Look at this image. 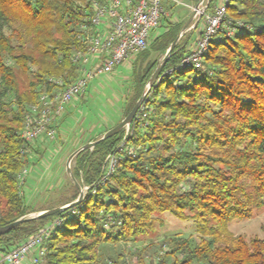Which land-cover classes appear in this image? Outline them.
Listing matches in <instances>:
<instances>
[{"label": "trees", "instance_id": "1", "mask_svg": "<svg viewBox=\"0 0 264 264\" xmlns=\"http://www.w3.org/2000/svg\"><path fill=\"white\" fill-rule=\"evenodd\" d=\"M207 1L206 13L220 2ZM226 8L228 20L248 28L232 37L219 32L199 69L181 65L193 49L190 40L198 27L187 32L129 131L73 160L74 176L88 188L84 201L0 236L4 252L61 220L45 243V264H120L122 255L103 261L102 246L126 244L131 249L156 232L160 216L170 213L197 223L200 243L164 237L130 250L136 264H264V238L246 239L228 229L233 220L250 218L254 209L264 207V0H227ZM91 13L92 0H0V227L69 204L79 195L65 172L67 187L56 190L60 196H46L44 204L34 206L37 177L30 179V173L41 164L47 168L46 153L58 147L56 139L45 136L26 143L21 130L30 104L79 76L73 52L81 45V24ZM184 23L174 13L161 19L148 48L126 66L132 77L115 99L112 118L104 117L101 131L87 143L130 113ZM171 69V75H164ZM58 78L62 85L54 82ZM88 88L68 104L69 112L85 103ZM67 110L54 125L60 147L68 128ZM110 156L117 164L101 184ZM24 169L28 173L22 183L18 176ZM148 249L153 250L149 256L144 254Z\"/></svg>", "mask_w": 264, "mask_h": 264}, {"label": "built area", "instance_id": "2", "mask_svg": "<svg viewBox=\"0 0 264 264\" xmlns=\"http://www.w3.org/2000/svg\"><path fill=\"white\" fill-rule=\"evenodd\" d=\"M166 1L179 3V0H92V13L80 27L81 45L73 52V63L80 67L79 76L64 89L44 93L37 102L30 104L21 138L26 143H33L44 136L55 140L57 132L54 125L63 116L68 104L83 95L94 79L111 75L117 67L148 48L152 31L162 18L171 14L165 7ZM226 6L227 0H224L212 12H204V30L192 51L183 58L182 66L201 68L204 54L211 40L219 32H226L227 36L232 37L239 29L248 28L244 22L228 20ZM172 72L173 69L164 75H171ZM54 82L63 84L62 78L55 79ZM21 152L23 154L24 149ZM116 164L117 158L110 156L101 184L106 182ZM27 173V169H24L19 174L22 183ZM60 223L61 220L54 221L4 252L3 262L45 264L48 253L45 243L54 226Z\"/></svg>", "mask_w": 264, "mask_h": 264}, {"label": "rangeland", "instance_id": "3", "mask_svg": "<svg viewBox=\"0 0 264 264\" xmlns=\"http://www.w3.org/2000/svg\"><path fill=\"white\" fill-rule=\"evenodd\" d=\"M188 4L189 0H179V3L166 1L165 7L170 12L171 10L168 8L173 6L174 14L184 21L185 25L187 21L185 16L190 11ZM194 10L193 8V13ZM196 40L197 33L192 35L190 46H192ZM163 57L164 56L161 57L160 61ZM128 64H130V62L125 63V65H120L116 68L115 73L109 76L103 75L94 79L89 85L85 103H78L77 107L71 109L70 112L66 109L69 112L67 116L68 128L65 134L62 133L64 139L62 147H60V140L56 137L55 142L58 148H55L53 145L44 157L47 168L45 165L41 164V166L30 173V179L37 177L33 185V188L36 189L34 206L39 207L44 204L43 200L46 196L56 198L58 195H56V190L63 185L64 190L67 187L65 167L66 161L70 156L69 153L72 151L74 152L76 146L87 143L91 136L101 131V122L104 117L112 118L110 115H112L114 110L113 104H115V99L117 97L120 98L122 92L128 88L130 84L132 71L126 67ZM114 117L115 115H113V119L115 120ZM105 120L106 119H104V122ZM54 150H56L57 153L54 154ZM48 189L52 190L49 191ZM59 196L60 195H58V197ZM263 225L264 207L254 209L250 218L233 220L229 224L228 229L235 236L243 235L246 239L254 237L264 238V233L262 231ZM155 228L156 232L151 233L147 237H142V239L136 243L137 246L134 245V247L131 245L133 246L131 249L128 247L130 245L126 244L103 245L101 259L110 262L122 255L120 264H136L137 259L130 254V250L134 251V249L147 247L149 244L157 242L158 239L160 240L164 237L173 236L188 238L191 244L195 246L200 243L201 237L203 236L199 231L197 223L178 220L170 213L160 216L159 220L155 223ZM152 253L153 250L148 249L144 254L149 256ZM3 254V248L0 247V264H6L2 261Z\"/></svg>", "mask_w": 264, "mask_h": 264}, {"label": "water", "instance_id": "4", "mask_svg": "<svg viewBox=\"0 0 264 264\" xmlns=\"http://www.w3.org/2000/svg\"><path fill=\"white\" fill-rule=\"evenodd\" d=\"M204 3H205V0H199L198 1V3L196 4L194 13L190 17V19L186 22V24L183 26L181 32L178 34L176 39L173 41V43L167 49L164 57L159 62L157 68L155 69L154 73L152 74L150 80L148 81L144 93L142 94L140 99L136 102V104L134 105V107L132 108L130 113L123 120H121L115 127H113L110 130L106 131L101 138H99L96 141L88 142V143L82 145L81 147L76 149L72 154H70V156L68 157V159L66 161V167H65L66 175L69 178V180L76 186V188L79 191V195H78L77 199L75 201L69 203V204L64 205V206H59V207H56V208H52V209L43 210V211H40V212H37V213H33V214H30L27 217L20 218V219H18L16 221L6 225V226L0 227V236L10 232L11 230L15 229L17 226H19L21 224H24V223H27V222H30V221H34V220H37V219H43V218H46V217L54 216V215H56V214H58L60 212H64V211H67L69 209H72V208L80 205L84 201L85 195H86V190L88 188L87 187H83L78 182L76 177L74 176V173H73V170H72L73 160L75 159V157L80 152H82L84 150H87V149H93L99 143H101L102 141H104L106 139L114 137L120 131H122V130H126L127 132L129 131L133 121L137 117V114H138L139 110L141 109V107L145 103V100H146L147 96L149 95V93L152 90L153 86L155 84H157L158 79L161 76L164 67L166 66V64L168 63L169 59L171 58L172 52L176 48L178 42L181 40V38L187 32H189L191 30H196V28L198 27L199 22H200V20H201V18L203 16L204 12L208 8V3H206V5H204ZM193 19H196V21H195L194 24H191Z\"/></svg>", "mask_w": 264, "mask_h": 264}, {"label": "crops", "instance_id": "5", "mask_svg": "<svg viewBox=\"0 0 264 264\" xmlns=\"http://www.w3.org/2000/svg\"><path fill=\"white\" fill-rule=\"evenodd\" d=\"M220 2H221V0H220ZM219 2V3H220ZM206 3H208V1L207 0H205V5H206ZM218 3V4H219ZM188 6H189V9H190V11H189V13L185 16L186 17V19H187V21L190 19V17L192 16V14H193V12H192V9L194 8L195 9V7H196V5H195V3H194V0H189V4H188ZM169 7V6H168ZM168 9H170L171 11V13L173 14L174 13V11H173V6H171L170 8H168ZM186 21V22H187ZM195 21H196V19H193V21L191 22V24H194L195 23ZM203 21H201L200 20V22H199V25H198V30L196 31V33H197V39H198V37L200 36V34H201V32H203V30H204V26H205V24H204V22L202 23ZM196 42H197V40L194 42V44H196ZM32 191H30V190H28V193L30 194ZM32 194V193H31ZM3 261V260H2Z\"/></svg>", "mask_w": 264, "mask_h": 264}]
</instances>
